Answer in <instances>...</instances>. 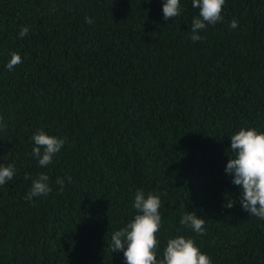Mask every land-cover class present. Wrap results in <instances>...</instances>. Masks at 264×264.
<instances>
[{"label": "trees", "instance_id": "1", "mask_svg": "<svg viewBox=\"0 0 264 264\" xmlns=\"http://www.w3.org/2000/svg\"><path fill=\"white\" fill-rule=\"evenodd\" d=\"M165 2L0 0V167L16 169L0 186V264H125L111 236L139 214V190L161 199L158 260L183 236L212 264H264V220L225 172L230 137L264 132V0H225L196 42L199 9L180 0L166 21ZM40 130L67 138L46 167ZM41 173L52 191L28 201ZM187 212L203 235L181 226Z\"/></svg>", "mask_w": 264, "mask_h": 264}, {"label": "clouds", "instance_id": "2", "mask_svg": "<svg viewBox=\"0 0 264 264\" xmlns=\"http://www.w3.org/2000/svg\"><path fill=\"white\" fill-rule=\"evenodd\" d=\"M151 2V0H145ZM225 0H192V7L199 9V16L192 20L191 40L200 41L202 37L198 31L207 25H215L223 20L222 11ZM163 19L171 20L180 15V0H166L163 5ZM88 24L92 19L85 17ZM229 27L236 29L238 21H230ZM29 28L23 27L19 33L20 38L28 34ZM22 63L21 56L15 52L7 63L8 70ZM4 127L0 118V130ZM230 151L234 155L229 158L225 172L233 177L232 183L242 186L239 205L251 216L264 220V132L255 128H241L230 137ZM34 147L32 155L38 159L40 167H46L53 162V158L65 145L67 138H57L38 131L32 137ZM16 169L14 165L0 167V186L13 179ZM29 178L27 174L24 177ZM71 182V177H67ZM49 177L41 173L33 180L26 199L31 201L33 197L47 196L51 191L48 184ZM56 183L63 191L64 180L57 178ZM236 203L229 200L224 205L231 209ZM133 207L139 214L125 227L115 231L111 236L112 253L123 252L125 264H212L210 258L201 253L191 238L178 236L170 238L163 250L161 259H157L159 239L157 233L161 227V199L158 195L149 193L145 196L143 190L135 193ZM205 219L199 218L195 212H187L180 219L181 226L190 227L195 233H205Z\"/></svg>", "mask_w": 264, "mask_h": 264}]
</instances>
